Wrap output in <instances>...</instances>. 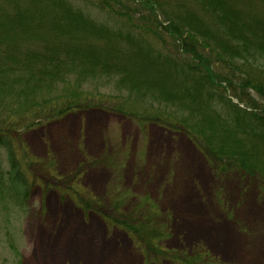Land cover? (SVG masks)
Instances as JSON below:
<instances>
[{
    "label": "rangeland",
    "instance_id": "374dc122",
    "mask_svg": "<svg viewBox=\"0 0 264 264\" xmlns=\"http://www.w3.org/2000/svg\"><path fill=\"white\" fill-rule=\"evenodd\" d=\"M71 2L98 23L132 25L97 0ZM122 3L137 23L138 4ZM237 4L264 23V0ZM149 40L169 54L167 35ZM233 47L243 50L241 44ZM224 62L219 71L234 80L237 93L250 97L249 105L238 104L234 89H228V103L258 113L262 98L240 83L248 80L264 89V52ZM85 87L100 106L21 137L18 157L31 187L26 198L17 199L0 184V264H180L172 255L195 252H204L203 264H264V178L240 171L218 175L200 135L168 119L167 114L190 115L191 106L188 111L160 104L140 95L144 89L135 91L101 74ZM122 104L125 113L114 110ZM214 105L221 121L233 124L229 105ZM147 109L162 112L164 119L142 123L139 116ZM5 156L0 151L3 183ZM134 224L161 232V239L150 240L161 241L162 249L139 241L130 230Z\"/></svg>",
    "mask_w": 264,
    "mask_h": 264
},
{
    "label": "trees",
    "instance_id": "16d2710c",
    "mask_svg": "<svg viewBox=\"0 0 264 264\" xmlns=\"http://www.w3.org/2000/svg\"><path fill=\"white\" fill-rule=\"evenodd\" d=\"M71 1L0 0V151L8 165L5 183L0 169V184L6 192L23 199L31 187L18 157L20 133L100 106L85 87L98 74L135 91L144 89L140 95L160 104L188 111L191 106L190 115L167 114L168 119L200 135L218 175L240 171L264 178V89L248 80L240 83L255 89L263 101L258 113L248 112L238 104L249 105L250 97L237 93L234 80L219 71L227 58L242 60L264 52L259 41L264 37L258 34L264 23L236 8L237 0H134L141 13L137 23L123 0H97L132 24L119 28L92 20ZM166 35L172 41L169 54L149 40ZM234 44L243 50L235 51ZM232 88L238 104L228 103L226 92ZM223 102L231 108L233 124L221 121L214 104ZM113 108L125 113L126 105ZM160 114L147 109L139 120L159 122L164 119ZM132 226L139 241L151 250L162 249L161 241L154 245L150 240L161 239V232L149 231V225ZM203 253H175L172 258L180 264H203Z\"/></svg>",
    "mask_w": 264,
    "mask_h": 264
}]
</instances>
